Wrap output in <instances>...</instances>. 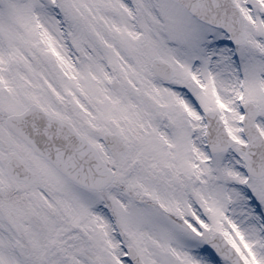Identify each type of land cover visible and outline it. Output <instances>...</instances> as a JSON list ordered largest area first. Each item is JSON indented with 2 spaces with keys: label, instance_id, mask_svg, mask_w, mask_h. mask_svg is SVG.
Returning a JSON list of instances; mask_svg holds the SVG:
<instances>
[{
  "label": "snow or ice",
  "instance_id": "1",
  "mask_svg": "<svg viewBox=\"0 0 264 264\" xmlns=\"http://www.w3.org/2000/svg\"><path fill=\"white\" fill-rule=\"evenodd\" d=\"M0 264H264V0H0Z\"/></svg>",
  "mask_w": 264,
  "mask_h": 264
}]
</instances>
